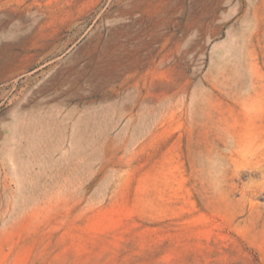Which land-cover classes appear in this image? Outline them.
Instances as JSON below:
<instances>
[{
	"label": "rangeland",
	"instance_id": "374dc122",
	"mask_svg": "<svg viewBox=\"0 0 264 264\" xmlns=\"http://www.w3.org/2000/svg\"><path fill=\"white\" fill-rule=\"evenodd\" d=\"M1 2L0 264H264V0Z\"/></svg>",
	"mask_w": 264,
	"mask_h": 264
},
{
	"label": "bare ground",
	"instance_id": "6f19581e",
	"mask_svg": "<svg viewBox=\"0 0 264 264\" xmlns=\"http://www.w3.org/2000/svg\"><path fill=\"white\" fill-rule=\"evenodd\" d=\"M4 2H1V0H0V25L3 23V21L5 20V17L9 14L10 10H13V9H16V8L17 9L21 8V7L18 8L16 6H13L12 5L13 3L10 4L11 2L10 3H4ZM23 10L29 11L27 8H23Z\"/></svg>",
	"mask_w": 264,
	"mask_h": 264
}]
</instances>
